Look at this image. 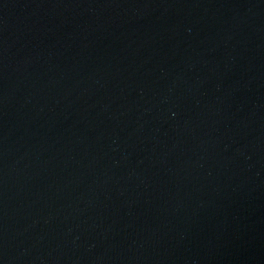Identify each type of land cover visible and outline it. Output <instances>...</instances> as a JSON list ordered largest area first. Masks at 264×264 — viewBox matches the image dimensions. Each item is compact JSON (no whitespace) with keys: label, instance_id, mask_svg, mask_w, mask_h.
Masks as SVG:
<instances>
[{"label":"water","instance_id":"water-1","mask_svg":"<svg viewBox=\"0 0 264 264\" xmlns=\"http://www.w3.org/2000/svg\"><path fill=\"white\" fill-rule=\"evenodd\" d=\"M0 264H264V0H0Z\"/></svg>","mask_w":264,"mask_h":264}]
</instances>
